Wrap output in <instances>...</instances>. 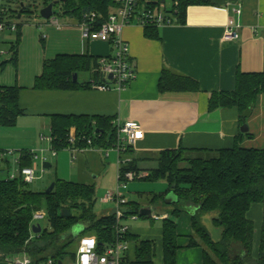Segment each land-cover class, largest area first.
<instances>
[{"label":"trees","instance_id":"1","mask_svg":"<svg viewBox=\"0 0 264 264\" xmlns=\"http://www.w3.org/2000/svg\"><path fill=\"white\" fill-rule=\"evenodd\" d=\"M140 0V7L166 8L173 14V21L184 23L188 7L202 4L205 0ZM59 13L63 17L77 19L80 23L86 13L95 12L99 24L108 19L109 14L118 6L117 0H63ZM52 3L44 0V5ZM3 6V4H2ZM22 8V10H24ZM20 24H18L19 31ZM145 35L158 38V27L149 24ZM17 42L11 48V57L0 64L4 70L8 64L18 65ZM100 57L85 54H60L44 62L41 75L36 77L34 89L37 90H75L90 87L91 82L82 83V72L93 73L96 84L109 81L99 71ZM78 80H74V75ZM159 88L163 91H182L198 89L197 82L164 69ZM19 85L0 86V126H15L25 110L20 105ZM261 95H264V72H242L236 76V87L232 91L212 92L209 109L236 107L240 113V122H247ZM112 117L84 114H52V147L58 152L69 148L109 149L117 145L119 135ZM248 134V133H247ZM75 136L72 145L70 137ZM242 138V137H241ZM238 138L229 148H221L213 157L187 155L189 149L180 146L176 149H164L157 160L158 166L143 175L133 158V147H128L120 156L131 160L121 166V177L126 171H134L135 179L145 181L167 180L169 188L155 194L149 204L166 207L168 217L162 218V261L156 262V241L143 238L129 229L125 239L131 245V252L123 264H178L180 233L175 218L188 212L191 216L192 232L187 235L188 247H203L202 264H264V148L243 146ZM0 152H3L0 150ZM33 155L30 151H21L19 168L31 166ZM52 167V165H51ZM21 176L6 180L0 178V260L21 252H28L34 259L48 257H73L75 251L67 250L84 235H94L100 245L114 242L117 238L116 212L100 215L95 211L97 201L94 184L71 182L61 179L55 181V188L46 191H33ZM174 191L178 201L165 202V197ZM123 196V194H122ZM254 204L263 208L260 238L257 252H254L255 222L249 216ZM123 207V208H122ZM45 209L51 229H43L33 234L31 225L33 213ZM62 209H70L71 216H62ZM123 217L121 223L129 217L148 218L142 215V206L138 202L127 200L121 205ZM43 211V210H42ZM215 213L212 222L222 227L220 239L215 240L203 218ZM153 218V217H152ZM79 226L78 232L71 229ZM129 250V251H130Z\"/></svg>","mask_w":264,"mask_h":264},{"label":"crops","instance_id":"2","mask_svg":"<svg viewBox=\"0 0 264 264\" xmlns=\"http://www.w3.org/2000/svg\"><path fill=\"white\" fill-rule=\"evenodd\" d=\"M239 6L241 14L233 10ZM18 18L21 19V16ZM229 18H234L240 25L236 39L224 38ZM22 24L19 34L26 39L33 34L27 28L35 25L31 20ZM41 26L46 30L42 36L45 46L37 66L25 74L20 72L18 82L13 84L11 80H5L4 75L0 76V86L17 84L22 87L20 105L25 114L19 119L27 120L23 122L28 131L49 130L51 134V115L57 113L112 117L114 123L117 120H135L142 125L144 136L133 146L132 156L143 175L158 166L157 158L164 149L183 146L189 149L187 155L209 158L215 156L218 149L232 147L241 137L243 146L264 148V95L260 96L247 119L248 132L241 130L243 124L238 108L209 109L210 94L234 90L239 71L264 72V0H205L202 4L191 5L185 22L158 27V38L147 37L144 27L139 24L126 26L122 37L129 46L136 78L123 90L95 86L91 72L89 77L80 81L91 82L90 87L75 90L34 89L36 77L41 75L46 60L60 54L85 53L101 59L114 51L113 45L108 42L85 40L75 18H67L61 27L47 20ZM164 69L194 79L198 89L162 92L159 82ZM44 142L52 146L48 140ZM109 149V154L97 147L78 151L65 149L79 160L81 183L94 184L97 189L114 167L117 176L121 156L115 148ZM55 156L58 157L59 153ZM155 163L157 166H153ZM94 172L98 174L91 176L90 173ZM145 207L153 208L150 205ZM254 208L251 207L249 216L256 218L260 226L262 207ZM131 232L141 235L149 231ZM128 253L132 254L131 250Z\"/></svg>","mask_w":264,"mask_h":264},{"label":"rangeland","instance_id":"3","mask_svg":"<svg viewBox=\"0 0 264 264\" xmlns=\"http://www.w3.org/2000/svg\"><path fill=\"white\" fill-rule=\"evenodd\" d=\"M59 0H51V2H56ZM60 1L54 5V11L59 13L60 11ZM3 4V8L6 9L5 18L22 24L25 20H31L35 26L32 28H27L28 31L33 34H29L28 37L20 36L18 40V65L15 66L13 63H10L4 71L0 70V76L4 75L5 80H11L13 82H18V75L20 72L25 74L26 71L33 69L37 66L38 58L41 56L42 50L44 49L45 43L42 40V36L46 30H43L41 23L44 24L45 20L41 15L40 11L44 5V0H0V5ZM166 5L171 7V0L166 1ZM22 10V8H24ZM19 15L21 19L18 18ZM60 23H64L67 18L63 17L60 14L56 15ZM36 24H39L38 26ZM23 25V24H22ZM24 28V27H23ZM16 32H4L0 34V51L7 52L6 54H0V63L4 60H8L11 57V48L13 43L17 42L18 33ZM110 45V44H108ZM23 51V55H22ZM109 51H112L109 49ZM89 72H82L79 75V80L82 81L85 77H89ZM10 84V83H6ZM22 118H20L15 126H0V150L6 152L4 155L3 161L0 163V178H6L16 173L19 169V163L17 160L20 158L21 151H33L34 154H37L36 158H33V163L37 164L36 179L29 184V187L33 191H46L48 187L54 183L57 179L71 181V182H81V174L79 172V160L66 150L58 151L59 156L54 157L52 155V146H49V143L46 144L44 140H41V136H49L50 131H35L31 129L28 131L27 127ZM31 121V120H29ZM30 127V126H29ZM35 129V127H33ZM37 130V129H35ZM43 157L47 158V162L51 163L52 167L44 168ZM152 166V165H148ZM157 166V163L153 164ZM84 170L86 167L83 168ZM89 174V173H88ZM98 173H90L91 176ZM169 188L167 180L159 179L157 181H145L140 178L128 181L127 188L122 189V193L130 200L138 202L140 206L145 207L149 206L151 198L155 194H160L165 192ZM117 189V176L115 167L111 172H108L103 181V185L97 187L96 196L97 201L95 203V211L98 214L101 213H112V210L115 211V205L112 202L105 201V196L111 191H116ZM152 206V205H150ZM152 216L154 214L160 215H169L166 211V207L162 205H153ZM253 207H262L261 204H254ZM123 208V207H122ZM45 211V209H42ZM263 212V208H262ZM109 213V214H110ZM215 216V213L206 214L203 218V222L210 231L212 238L215 240L220 239L222 235V227L215 226L212 222V218ZM178 224V232L180 233V244L183 246L179 250L178 254V264H202V252L203 247H188L187 244V235L192 232L190 213L185 212L180 217L175 218ZM255 222V234H254V252H257L258 243L260 238L261 225L258 226V220L253 219ZM262 220V217H261ZM125 224L130 227L131 231L138 230L149 231L148 233H141L142 236L150 238L156 241V262L162 261V245H161V229H162V220H155L153 218H137L132 219L129 217L124 220ZM38 223V222H37ZM39 224L43 229H51L48 219L45 218L39 221ZM79 226H75L71 229V233L80 231ZM90 235V234H89ZM86 236V235H84ZM82 236V237H84ZM78 242L73 243L70 247L67 248L70 252L77 249ZM192 252L194 254H192ZM134 255V253L132 252ZM131 254V255H132ZM0 264H9L5 259L0 260Z\"/></svg>","mask_w":264,"mask_h":264},{"label":"built area","instance_id":"4","mask_svg":"<svg viewBox=\"0 0 264 264\" xmlns=\"http://www.w3.org/2000/svg\"><path fill=\"white\" fill-rule=\"evenodd\" d=\"M118 6L111 11L108 19L99 24L97 21V14L95 12L86 13L83 20L79 23L82 31V36L87 41L100 40L105 41L113 45V54L100 59L99 71L109 81L106 84H93L101 89H110L115 87L118 90L125 89L135 78L136 69L131 62L129 54V46L122 37L123 29L131 24H139L142 27H146L149 24L160 27L166 24L174 23L173 14L166 11V8H150L140 7V0H117ZM234 12L241 14V6L235 7ZM6 9L0 6V34L4 32H16L18 30V23L5 18ZM49 23L55 24L57 27H61V23L57 16L54 14L51 18L46 19ZM240 25L236 23L234 18H229L225 30V39H236L239 35ZM5 51H0V54H6ZM112 75V79L109 78ZM119 132V142L113 146L119 154L126 150L128 147H133L138 140L144 136V130L142 125L135 120H117L115 122ZM123 135V136H121ZM41 140H48L52 142L51 136H41ZM72 145L76 141L75 136L70 137ZM72 151H78L85 148H69ZM107 154L110 149H104ZM33 158L37 157L33 151H30ZM6 152H0V163L3 161ZM57 151L52 147V155L55 156ZM20 159V158H19ZM19 159L17 162L19 163ZM44 163L47 162V158L43 157ZM131 160L130 157H120L118 159V174H117V189L106 194L105 201L115 204V212L117 217V238L114 242L100 245L97 237L94 235H86L78 240L77 249L73 257L66 258H53L48 257L43 260L34 259L28 252H21L19 254L8 256L5 260L9 264H123L125 258L128 255L130 249V242L125 239L129 226L125 223H121L123 217V210L121 205L127 202V198L122 196V189L127 188L128 181L134 180L137 176L134 171H126L124 173V179L121 177V166ZM38 165L32 163L31 166L19 168V170L11 176H7L5 179H15L21 176L24 181L32 183L35 181ZM155 220L168 217V215L152 216ZM47 218L45 211H35L33 213V221L31 225V231L33 225L39 224L40 220ZM132 218H137L133 216ZM38 222V223H37ZM33 234H38L34 233Z\"/></svg>","mask_w":264,"mask_h":264},{"label":"water","instance_id":"5","mask_svg":"<svg viewBox=\"0 0 264 264\" xmlns=\"http://www.w3.org/2000/svg\"><path fill=\"white\" fill-rule=\"evenodd\" d=\"M59 1H63V0H59ZM59 1H56V2H52L50 4H48L47 6L43 7L40 11V15L44 18V19H49L51 18L54 14H55V11H54V5L56 3H58ZM109 78L112 79V75H109ZM74 80L77 81L78 80V75L75 74L74 75ZM241 130L243 132H248V125L247 123H244L243 124V127L241 128ZM44 168H50L51 167V163L49 162H45L44 163ZM55 188V182L52 183L48 189L46 190L47 193H50L53 189ZM178 201V197L177 195L174 193V191H171L170 193H168V195L165 197V202L167 204H172L174 202H177ZM140 213L142 215H145V216H152V210L151 208L149 207H144L140 210ZM62 216L64 217H70L71 216V211L70 209H62ZM32 230L34 233H40L43 228L40 224H37V225H33L32 226Z\"/></svg>","mask_w":264,"mask_h":264}]
</instances>
